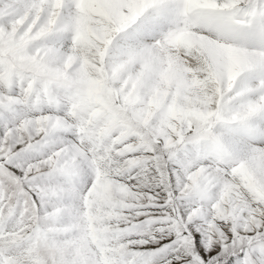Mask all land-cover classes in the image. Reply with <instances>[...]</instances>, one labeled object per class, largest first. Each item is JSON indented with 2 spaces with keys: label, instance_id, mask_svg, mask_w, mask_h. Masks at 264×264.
<instances>
[{
  "label": "snow or ice",
  "instance_id": "snow-or-ice-1",
  "mask_svg": "<svg viewBox=\"0 0 264 264\" xmlns=\"http://www.w3.org/2000/svg\"><path fill=\"white\" fill-rule=\"evenodd\" d=\"M0 264H264V0H0Z\"/></svg>",
  "mask_w": 264,
  "mask_h": 264
}]
</instances>
